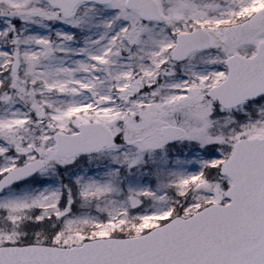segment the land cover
I'll use <instances>...</instances> for the list:
<instances>
[{
    "label": "snow or ice",
    "instance_id": "1",
    "mask_svg": "<svg viewBox=\"0 0 264 264\" xmlns=\"http://www.w3.org/2000/svg\"><path fill=\"white\" fill-rule=\"evenodd\" d=\"M0 264H264V0H0Z\"/></svg>",
    "mask_w": 264,
    "mask_h": 264
}]
</instances>
